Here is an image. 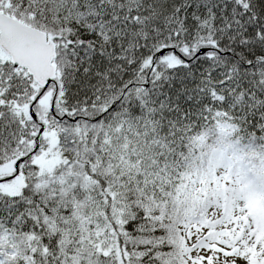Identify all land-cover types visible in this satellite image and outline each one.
Wrapping results in <instances>:
<instances>
[{
    "label": "snow or ice",
    "instance_id": "6c2138e0",
    "mask_svg": "<svg viewBox=\"0 0 264 264\" xmlns=\"http://www.w3.org/2000/svg\"><path fill=\"white\" fill-rule=\"evenodd\" d=\"M0 264H264V0H0Z\"/></svg>",
    "mask_w": 264,
    "mask_h": 264
}]
</instances>
